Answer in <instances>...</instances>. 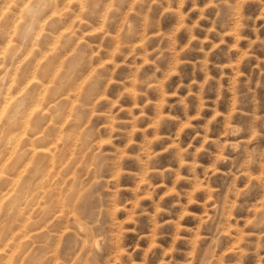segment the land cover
Returning <instances> with one entry per match:
<instances>
[{
  "label": "rangeland",
  "instance_id": "374dc122",
  "mask_svg": "<svg viewBox=\"0 0 264 264\" xmlns=\"http://www.w3.org/2000/svg\"><path fill=\"white\" fill-rule=\"evenodd\" d=\"M44 1L47 0H0V43L6 42L0 45V96L3 97L2 93L10 87L15 91L22 86L21 93L14 102L21 110L16 116L18 118L14 130L17 133L13 130L11 136L9 133L2 137L7 120L0 119V142L3 139L10 140L8 143L2 142L7 146L0 144V198H3L2 201L0 199V229H3L0 230V264H83L90 258L98 260L100 264H116L118 246L109 244L89 257L88 251L82 250V241L77 245L80 239L77 236L79 227L73 216L79 210L74 217L85 220L89 208L86 200L76 202L74 196L78 194V186L89 178L85 175L86 170L82 163L88 158L84 148L87 139L85 133H81L79 129L87 123L89 129L86 132L89 135L92 134L89 130L99 128V139L109 138L108 130L100 127L107 122V118L97 117L94 111H105L110 104L106 100L101 101L94 110L88 105L94 98L98 99V93L104 90L102 94L111 100H115L121 91H125L120 105L125 108L132 107L133 96L127 93V89L146 91V95L139 97V105L150 101L146 107L133 109L135 116H141L143 112L140 120L121 126L129 130H140L131 136L127 133L117 134L119 138L113 145H104V150L116 152L117 158H122L119 168L123 174L119 177V182L108 185L110 192L119 189L117 205L123 204L127 209H135L136 202L139 201V209L135 210H147V214L139 216L137 227L145 234L146 239L134 256L135 264H142L146 258L148 264H159L162 260L172 261L173 264H264V161L261 160L264 157V27H259L264 25V18L242 31H235L236 21L231 11L211 6L206 15L216 18L217 24L216 30L209 33L206 31L210 26L208 20H202V26L192 31L185 27L197 20L200 16L199 9L208 4L209 0H197L195 9L192 0H188L181 12H188L189 9L193 11L183 20L180 13L168 10L166 3L153 4L152 0H52L51 4H44ZM78 1L83 4L79 6ZM23 2L26 5L20 11ZM172 7H178V4L174 3ZM218 10L221 15L217 17ZM243 11L245 15L259 17L261 11H264V5L250 3ZM15 23L20 24L16 26ZM61 31L65 35H61ZM68 31L73 32L70 35ZM145 37L148 39L145 40ZM117 47L120 52L113 55ZM22 48L28 51L25 50L24 54ZM133 49L134 54L129 56L128 53ZM33 59L37 61L34 62ZM37 62L40 65L36 66ZM102 64L104 69L99 67ZM116 64L120 67L110 74ZM47 67L48 77L44 72L40 74ZM34 70L50 92H44L46 97L43 96L41 100V104L45 102L44 106H40L41 113L32 114L33 118H25L20 113L32 98H37L36 93L42 91L41 86L36 87L25 82L26 73ZM53 76H58V80ZM165 77L169 78L165 80ZM137 79H146L152 87L135 84ZM54 84L61 86L56 88ZM52 92L55 95L51 96ZM53 98L61 99L57 102ZM181 98H186V101ZM50 101L58 106L50 107ZM118 110L119 107L114 109ZM43 111L45 113L42 114ZM157 117L161 118L159 124L156 123ZM120 118L131 120L132 116L125 111L120 113ZM26 119L28 122L22 124ZM36 119L39 126L33 124ZM36 131L48 133V139L49 136L51 139L49 141L53 140L48 146L56 144L53 146L55 149L50 147L53 158L50 155V159L47 158L50 162L47 160L48 166L46 163V199L45 196L35 195L39 190L34 188L36 181L31 183L30 169L34 165V161L28 160L31 154L17 158L18 163L16 162V154L30 145L29 141ZM12 133L19 136V142H11ZM157 137L162 139H155ZM129 140L132 141L131 146L125 147ZM9 143L16 147L11 155L9 151L12 147ZM237 143L239 148L233 150L231 145ZM65 148L67 151L70 149V153ZM184 148L188 152L181 154V149ZM250 155L254 162L245 164ZM221 157H227V160L218 162ZM57 158L60 160L59 167ZM112 175L114 173H109V179ZM24 180L28 183L30 181L31 187ZM52 184L54 189L57 185L55 190L50 189ZM245 185H248L246 191L238 195V191ZM59 187H62L61 191ZM54 191H60L61 194ZM6 194L12 198L4 197ZM67 197H70L69 200ZM193 198L196 203L189 205L188 201ZM10 200L16 202H11V205ZM57 200H60V204H57ZM48 202L50 203L47 204ZM70 202L75 203L74 206L71 207ZM17 203L20 205L16 206ZM52 204L55 207L52 208ZM47 205L51 206L48 208ZM162 208L168 211L157 214ZM185 213L187 215L181 220V215ZM129 214L131 212L124 210L117 213V232L121 222L125 227L130 226L127 223ZM18 221H21L19 225ZM157 224L161 225L157 230L161 247L148 253L147 247L152 243L155 235L153 229ZM37 228L41 231L39 234ZM31 234L35 237H31ZM9 235L10 239L7 238ZM177 236L181 237L178 241ZM134 239L129 234L127 243ZM23 241L25 244L27 241L25 246ZM11 242L13 249L8 247ZM4 248H8L10 253ZM41 251L44 252L43 255ZM38 252L45 262L40 259V255L36 257Z\"/></svg>",
  "mask_w": 264,
  "mask_h": 264
},
{
  "label": "clouds",
  "instance_id": "9594fccd",
  "mask_svg": "<svg viewBox=\"0 0 264 264\" xmlns=\"http://www.w3.org/2000/svg\"><path fill=\"white\" fill-rule=\"evenodd\" d=\"M187 2L188 0H152L153 4L162 5L163 3H166L168 5V10L180 13L181 20L188 17L189 13L197 7V0H192L193 9H189L188 12H181V9ZM174 3L178 4V7L173 8L172 5ZM250 3L264 5V0H209L208 4H205L203 8L199 9L200 16L197 18V20L191 25H185V27H187L189 31H192L193 29L202 26L200 23L202 20H208L210 21V26L206 29V31L209 33L215 31L217 20L214 17L206 15V11L209 7L216 6L218 9L227 8L230 10L233 18L236 21V28L234 30L242 31L246 27L255 25L257 20L264 18V11H261L259 17L244 14L243 9ZM216 15L217 17L220 16L221 11L218 10ZM259 27H264V25H260ZM147 39L148 38L145 37V40ZM119 52L120 48L117 47L112 54L115 55ZM134 52L135 49H133L132 52H129L128 55L131 56L134 54ZM99 67L100 69H104L105 66L102 64ZM118 67H120V65L116 64V67L110 70V74L114 73ZM140 67L142 68L143 66L141 65ZM152 75L154 76L155 73ZM168 78L169 77H165V80ZM135 84H147L148 87H152L151 84L147 83L146 79H137ZM103 91L104 90H102L101 93H98V99L94 98L88 107L94 110L101 101H108L110 107L105 111H94V115L97 117L107 118V122L101 124L100 127L106 128L108 130L107 135L109 138L107 140L99 139V128L89 130L92 133L89 135L86 132V130L89 129V124L87 123L79 129L81 133H85L87 139V143L84 145V148L88 158L82 161V163L86 170L85 175L89 176V178L86 182L78 186V194L75 195V201L79 202L81 200H86L89 208V214L87 219L83 221L77 217L76 223L78 226H80L79 231L77 232V236L80 238L77 241V245L79 246L80 241H82L84 250H87L89 257H92L93 253H98L102 251L107 245L112 244L119 247V251L116 253V264H135L134 256L137 251L141 249V245L146 239L145 234L138 230L137 225L139 224V216L147 214V210H135L139 209V201L136 202L135 209H127L123 204L117 205L119 189H115L110 192L108 190V185L110 183L119 182V177L123 174L122 170L119 168L122 158L118 159L116 152L105 151L104 145H113L114 141L119 138L117 134L127 133L131 136L134 135L136 131H139L140 129L138 128L129 130L128 128L121 126L130 123H136L138 120H140L143 116V112L141 113V116H135L133 114V109L135 107H146L147 103H150V101H147L144 105H139L138 99L141 95H146V91H133V89H127V93L133 96L134 103L132 107L125 108L120 105V101L126 94L125 91H121L115 100H111V98L107 97V95L102 94ZM181 100L186 101V98H181ZM117 107H119V110L114 111V109ZM185 107H187L186 103ZM125 111L128 112L130 116H132L131 120H123L120 118V113ZM197 115L199 116L200 113H197ZM160 119V117H157V124H159ZM181 131H183V128ZM155 139H162V137H157ZM193 139H195V137H193ZM131 144L132 141L129 140V143L125 145V147H130ZM189 147H191V145H189ZM231 147L233 150H236L239 148V144H232ZM202 149L203 145L201 146V150ZM187 152V148L181 149V154H186ZM153 155L157 154L153 153ZM226 160L227 157H221L220 161L218 162ZM261 160L264 161V157H261ZM253 162V158L250 155L245 161V164H252ZM109 173H114V175L111 176V179H109ZM247 187L248 185H245L244 188L240 189L237 194H243ZM154 191L155 188H153V192ZM193 203H196L194 198L188 201L189 205ZM122 210L131 212V214L127 215V223L130 226L125 227L124 223L121 222L119 224L120 230L117 232L116 217L117 213ZM163 211L168 210L163 208L159 209L157 214ZM184 215H187V213L181 215V220H183ZM159 227H161V225L157 224L156 228L153 229L155 235L152 238V243H150L147 247L148 253H151L157 247H161L159 243L160 234L157 231ZM129 234H132L135 237L131 243H127ZM179 239H181V237L177 236L176 240L178 241ZM262 247H264V245H262ZM172 250H175L174 245ZM84 264H100V262L94 258H90L89 260L85 261ZM142 264H148L147 258L142 262ZM159 264H173V262L162 260L159 262Z\"/></svg>",
  "mask_w": 264,
  "mask_h": 264
},
{
  "label": "bare ground",
  "instance_id": "6f19581e",
  "mask_svg": "<svg viewBox=\"0 0 264 264\" xmlns=\"http://www.w3.org/2000/svg\"><path fill=\"white\" fill-rule=\"evenodd\" d=\"M51 1L52 0H47V1H44L43 3L44 4H51ZM57 1V0H56ZM59 1V0H58ZM61 1V0H60ZM64 1V0H63ZM70 1V0H69ZM68 1V2H69ZM75 1H77V0H73V2H75ZM65 2V1H64ZM67 2V3H68ZM72 2V3H73ZM40 3H42V2H40ZM55 3V2H54ZM59 3V2H58ZM71 3V4H72ZM78 3L80 4L81 2L80 1H78ZM78 3L76 4L77 6H78ZM87 3V2H86ZM9 4H10V2H9ZM57 4V3H56ZM61 3H59V5H60ZM69 4V3H68ZM74 5H75V3H73ZM82 4H83V2H82ZM82 4H80L79 6H81ZM26 5V3L25 2H23L22 4H21V8H20V11H22L23 10V7ZM58 5V4H57ZM48 6H50L51 7V5H48ZM56 6V5H55ZM54 6V7H55ZM7 7V6H6ZM5 7V8H6ZM37 7V6H36ZM52 7H53V5H52ZM56 7H58V6H56ZM55 7V8H56ZM83 7V6H82ZM74 8V7H73ZM7 9H8V7H7ZM7 9H5V10H7ZM16 9H18V8H16ZM45 9V8H44ZM53 10H54V8H52ZM46 11V10H45ZM48 12V11H47ZM57 12V11H56ZM21 13V12H20ZM50 13V12H49ZM48 13V14H49ZM50 14H52V13H50ZM21 15V14H20ZM55 15V14H54ZM44 16H46V15H44ZM53 16V15H52ZM56 16V15H55ZM68 17H69V15H67ZM21 17L23 18V16L21 15ZM43 17V16H42ZM48 17H49V15H48ZM47 17V18H48ZM54 17V16H53ZM56 18H58L57 16H56ZM71 18V17H70ZM69 18V19H70ZM39 20L41 19L40 17L38 18ZM50 19V18H49ZM55 19V18H54ZM19 20V19H18ZM17 20V21H18ZM37 20V19H36ZM16 21V22H17ZM25 21V20H24ZM43 21H45L46 22V19H44ZM66 21V20H65ZM19 22V21H18ZM38 23H39V21H37ZM48 22V21H47ZM34 23H36V21H34ZM44 22H42V24H43ZM51 23V22H50ZM71 23V22H70ZM12 24V23H11ZM16 24V23H15ZM20 24V23H19ZM19 24L17 25L16 24V26H19ZM40 24V23H39ZM13 25V24H12ZM33 25H35V24H33ZM41 25V24H40ZM39 25V26H40ZM63 25V24H62ZM15 26V27H16ZM39 26H37V27H39ZM44 26H46L45 24H44ZM61 26V25H60ZM91 26V25H90ZM28 27V26H27ZM32 27V26H31ZM82 27V26H81ZM42 28H44V27H42ZM6 30H7V28H5ZM15 29V28H14ZM28 29V28H27ZM30 29V28H29ZM57 29V28H56ZM58 29H60V27L58 28ZM64 29V28H63ZM68 29V28H67ZM85 29V28H84ZM87 29V28H86ZM8 30H10V29H8ZM25 30V29H24ZM43 30V29H42ZM11 31H13V29L11 30ZM10 31V32H11ZM16 31V30H15ZM40 31V30H39ZM38 31V32H39ZM44 31H45V28H44ZM55 31V30H54ZM59 31V30H58ZM58 31H55V32H58ZM37 32V31H36ZM37 32V33H38ZM52 32V31H51ZM69 32V31H68ZM73 31H71V32H69V34L71 35V33H72ZM5 33V32H4ZM7 34H8V32H6ZM21 33H22V31H21ZM36 33V34H37ZM41 33V32H40ZM61 35H65L64 33V31H61V32H59ZM13 34V33H12ZM25 34V33H24ZM47 34V33H46ZM66 34H67V32H66ZM22 34H20V36H21ZM38 35H40V34H38ZM53 35V34H52ZM56 35H58V34H56ZM74 35V34H73ZM9 36V35H8ZM12 36V35H11ZM5 37H7L6 36V34H5ZM35 37V36H34ZM51 37V36H50ZM57 37V36H56ZM63 37V36H62ZM61 37V38H62ZM8 38V37H7ZM37 38V37H36ZM52 38H54V37H52ZM59 38V37H58ZM66 38V37H65ZM72 38H73V36H72ZM46 39H48L47 37H46ZM69 39H70V37H69ZM8 40V39H7ZM9 40H10V38H9ZM32 40V39H31ZM30 40V41H31ZM59 40V39H58ZM37 41V40H36ZM49 41H50V38H49ZM62 41V40H61ZM5 42V41H4ZM4 42H2V43H0V45L2 44L3 45V43ZM8 42V41H7ZM51 42V41H50ZM55 42V41H54ZM6 43V42H5ZM9 43V42H8ZM30 44H31V42H29ZM35 43V42H34ZM56 44V43H55ZM1 45V46H2ZM8 45V44H7ZM6 45V46H7ZM20 45H22V43L20 44ZM53 45V44H52ZM1 46H0V53H1ZM5 46V47H6ZM51 46V45H50ZM34 47V46H33ZM7 48V47H6ZM27 48V47H26ZM32 48V47H31ZM9 49V48H8ZM23 49V48H22ZM21 49V50H22ZM3 50V49H2ZM26 50V49H25ZM24 49H23V53L25 54V51ZM28 50H29V47H28ZM28 50H26V52L28 51ZM17 51H18V48H17ZM32 51V49H30V52ZM41 51H42V49H41ZM40 51V52H41ZM43 51H44V49H43ZM5 52H7V49H5ZM3 53V52H2ZM41 53H43V52H41ZM4 54V53H3ZM44 54H46V53H44ZM20 56H22L21 54H20ZM43 56V55H42ZM41 56V57H42ZM19 57V56H18ZM24 57V56H23ZM23 57H21V59L23 58ZM25 57H26V55H25ZM24 57V58H25ZM44 57V56H43ZM23 58V59H24ZM37 58H39V57H37ZM19 59V58H18ZM41 59V58H40ZM34 60V59H33ZM39 60V59H38ZM35 61H37V59L36 60H34V62ZM59 60L57 59V62H58ZM21 62V61H20ZM43 64V63H42ZM45 64V63H44ZM43 64V65H44ZM38 65H40L38 62H37V64H36V66H38ZM54 65V64H53ZM42 66V65H41ZM40 66V67H41ZM45 66V65H44ZM51 66H52V64H51ZM50 66V67H51ZM34 67H35V63H34ZM58 67H59V65H58ZM26 68H28V67H26ZM26 68H24V69H26ZM31 68V67H30ZM30 68L29 69H27V70H30ZM13 69V68H12ZM35 69V68H34ZM46 69V70H45ZM53 69V68H52ZM27 70L25 71V72H27ZM37 70V69H36ZM48 70V67L47 68H43L42 69V71H40V74L42 73V72H44L45 73V75L47 76V73H46V71ZM49 70H51V68H49ZM57 70V69H56ZM59 70H61V69H59ZM12 71V70H11ZM10 71V72H11ZM53 71V70H52ZM14 72H15V70H14ZM30 72V71H29ZM49 73V72H48ZM54 73H56V72H54ZM61 73H62V70H61ZM39 74V73H38ZM64 74V73H63ZM44 75V74H43ZM50 75V74H49ZM52 75H54V74H52ZM58 75H60V72L58 71ZM24 76H25V74H24ZM42 76V75H41ZM41 76H39V77H41ZM45 76V77H46ZM26 79H27V81H25V82H28V83H32V84H34V86H36L37 87V85H39V86H41L42 87V89L40 88V90H42L40 93H36L37 95V98L36 99H34V98H32V100H31V102L30 103H28L27 105H26V107L24 108V111H22V113H20V114H23L22 116L23 117H25V118H30V116H31V118H33L32 117V114H40L41 113V105L43 104V103H45V102H42V104H41V100H42V97L44 96V92H45V90H48L47 89V86L46 85H44L43 84V82L40 80V79H38V76H37V74H36V72H35V70L34 71H31L30 73H26ZM44 77V78H45ZM48 77V76H47ZM50 77H52V76H50ZM60 77V76H59ZM43 77H41V79H42ZM53 78L55 79L56 77L55 76H53ZM57 78H58V76H57ZM56 78V80H58ZM15 79V78H14ZM24 79V78H23ZM66 79V78H65ZM16 80V79H15ZM15 80H14V82H15ZM25 80V79H24ZM43 80V79H42ZM4 81V80H3ZM44 81V80H43ZM52 80H50V82H51ZM67 81V80H66ZM65 81V82H66ZM55 82V81H54ZM57 82V81H56ZM10 83V82H9ZM49 83V82H48ZM48 83H47V85H48ZM58 83H60L59 81H58ZM56 84V83H55ZM55 84H54V86H55ZM78 84H79V82H78ZM14 85H15V83H14ZM61 85H62V83H61ZM60 85V86H61ZM71 85V84H70ZM11 86V85H10ZM57 86H59V84H57L55 87L57 88ZM59 86V87H60ZM24 87H25V85H24ZM52 87H53V84H52ZM52 87H50V88H52ZM58 87V88H59ZM15 88H16V86H15ZM92 88V87H91ZM5 89H6V87H5ZM10 89H11V87H10ZM10 89H7L6 91H4L5 93H2V94H4L3 95V97H1V102H0V119H4L5 121L7 120L8 121V123H7V121L5 122L7 125H6V127H3V129H4V136L2 135V137H5L7 134H9L10 133V135L9 136H11V132L14 130V128H15V124H16V122H17V118L18 117H16L17 116V114L19 113V112H21V110H20V107L19 106H17L18 104L17 103H15L14 104V102L18 99V95H20V93H21V90H22V86H20V87H18V88H16V90L15 91H13V88L10 90ZM39 89V88H38ZM90 89V88H89ZM33 90H34V87H33ZM57 90H59V89H57ZM38 91V90H37ZM49 91V90H48ZM55 89H54V93H55ZM1 92H3V90L1 91ZM35 92V91H34ZM50 92V91H49ZM53 92H52V95L51 96H53V94H54ZM1 94V93H0ZM45 94H47V91L45 92ZM56 94H58V93H56ZM55 95V94H54ZM93 96V95H92ZM94 96H95V94H94ZM46 96H44L43 98H45ZM67 97H68V95H67ZM67 97H65V99H67ZM63 98H64V96H63ZM53 99H56V98H53ZM59 99V98H58ZM58 99H56L57 100V102H58ZM61 99V98H60ZM59 99V100H60ZM65 99H63V100H65ZM68 100V99H67ZM43 101H44V99H43ZM66 101V100H65ZM64 101V102H65ZM18 102H20V101H18ZM21 102H24V101H21ZM61 102V101H60ZM52 104V105H51ZM59 104V103H58ZM62 104V103H61ZM19 105H21V103H19ZM43 106H44V104H43ZM42 106V107H43ZM47 106H48V103H47V105H46V109H47ZM56 107V106H58L57 105V103H54V105H53V103L50 101V107ZM60 107H62V105L60 106ZM55 109H57V108H55ZM59 109V108H58ZM60 110V109H59ZM58 110V111H59ZM46 111H48V110H46ZM58 111H55V112H58ZM6 113V114H5ZM43 113H45V111H43L42 112V114ZM46 113H48V112H46ZM71 113V112H70ZM34 114V115H35ZM56 115V114H55ZM21 116V117H22ZM46 117V116H45ZM48 117V116H47ZM36 118H40V117H36ZM58 118V117H57ZM38 119H36V120H34L33 121V124H35V125H38L39 124V121H38ZM19 120V119H18ZM33 120V119H32ZM40 120V119H39ZM20 122H21V119L19 120ZM26 122H28V120L26 119V120H24V121H22V124H24V123H26ZM43 124V123H42ZM19 125V124H18ZM40 125H41V123H40ZM5 126V125H4ZM39 126V125H38ZM77 126V125H76ZM19 127V126H18ZM49 127V126H48ZM48 127H47V130H48ZM50 128V127H49ZM41 129V128H40ZM16 130V129H15ZM14 130V131H15ZM20 130H21V128H20ZM17 131V130H16ZM14 132V133H17V132ZM49 131V130H48ZM87 131V130H86ZM30 132V131H29ZM14 133H12L13 135H12V137H10V139L12 138V140H11V142H14V144L16 143L15 141L16 140H18V142H19V139H17L19 136H17V134H14ZM20 133H21V131H20ZM51 133V132H50ZM49 133V134H50ZM3 134V133H2ZM18 134H19V131H18ZM28 134H30V133H28ZM47 134L48 133H46L45 131H42V132H35V133H33V135H32V138H31V140L29 141V146H27V148L25 149V150H23V151H21V150H19V151H21V152H19L18 150V153L16 154V162H17V158H19V157H21V156H25V155H27V154H31V156L28 158V160H29V162L30 161H34V165L32 166V169H30V171L32 170V175H31V183H33L34 181H36L35 183V186H34V188H37L38 190H39V192L37 193V194H35L36 196H40V197H42V196H45L48 192L46 191V189H44L45 188V181H46V177H45V175H48V172L46 171V168H47V166H48V162H49V159H50V155L52 156V158H53V155L51 154V148L50 147H52L53 149H55L53 146L55 145L56 146V144H54L53 146H48V143L50 142L49 140H51L50 139V136H49V139H48V136H47ZM52 135V134H51ZM69 135H71V134H69ZM17 136V137H16ZM59 136V135H58ZM62 136V135H61ZM0 138H1V136H0ZM66 138V137H65ZM6 139V138H5ZM30 138H28V140H29ZM64 140H66V139H64ZM3 141L5 142H7L8 143V141H10V140H4L3 139ZM2 141V142H3ZM53 141V140H52ZM52 141L50 142V143H52ZM70 141V140H69ZM2 142H0V144H2V146L4 145H6L7 146V144H3ZM10 142V143H11ZM27 142V141H26ZM36 142V143H35ZM9 143V144H10ZM69 142H67V144H68ZM13 144V145H14ZM72 144H73V142H72ZM26 145H28V144H26ZM50 145V144H49ZM68 145H70V144H68ZM74 145H75V143H74ZM73 145V146H74ZM10 146L12 147L11 148V150L9 151V154L11 155L12 154V151L13 150H15V148L10 144ZM58 146V145H57ZM72 146V145H71ZM26 147V146H25ZM66 148H68V147H66ZM66 148H65V150H66ZM6 149V148H5ZM8 149H10V147L8 148ZM0 150H1V148H0ZM63 150V149H62ZM75 150V149H74ZM54 151V150H53ZM66 152H68V153H70V149H69V151H67L66 150ZM65 152V153H66ZM2 154H4V153H2ZM55 155V154H54ZM59 155V154H58ZM33 156V157H32ZM49 157V159H47ZM59 157H60V155H59ZM58 157V158H59ZM23 158V157H22ZM26 158V157H25ZM24 158V159H25ZM57 158V159H58ZM55 159V158H54ZM57 159H56V163H57ZM60 159V158H59ZM58 159V160H59ZM5 160V158L3 159V161ZM47 160H48V162H47ZM1 162H2V160H1ZM62 162V161H61ZM13 163V162H12ZM18 163V162H17ZM46 163H47V166H46ZM50 163V162H49ZM59 163H60V160H59V162H58V167H59ZM65 163V162H64ZM72 163V162H71ZM1 164H3V162L1 163ZM21 164V163H20ZM15 165V164H14ZM55 165H57V164H55ZM63 165V164H62ZM70 165V164H69ZM9 166V165H8ZM49 166H51L52 167V165H49ZM3 167H4V165H3ZM5 168V167H4ZM9 168V167H8ZM53 168V167H52ZM61 169H62V167H60ZM69 168V167H68ZM3 169V168H2ZM50 169V168H49ZM54 169V168H53ZM75 169H76V167H75ZM59 170V169H58ZM69 170H70V168H69ZM1 171V170H0ZM66 171V170H65ZM81 171V170H80ZM57 172V171H56ZM83 172V171H82ZM7 173H9V172H7ZM18 173H20V171L18 172ZM60 173V172H59ZM1 174V173H0ZM4 175H5V173H3ZM17 174V173H16ZM49 174H50V172H49ZM56 174V173H55ZM3 175V176H4ZM9 175V174H8ZM19 175V174H18ZM10 176V175H9ZM53 177H54V175H52ZM1 177V176H0ZM6 177V176H5ZM5 177H3V178H5ZM2 178V179H3ZM8 179H10V177H7ZM13 177L11 176V179H12ZM1 179V178H0ZM14 179V178H13ZM12 179V180H13ZM49 179V178H48ZM52 179V178H51ZM60 179H62V178H60ZM34 180V181H33ZM77 180H78V178H77ZM5 181H6V178H5ZM25 181V180H24ZM23 181V182H24ZM57 181H58V179H57ZM61 182H62V180H60ZM59 181V182H60ZM0 182H1V180H0ZM3 183H5L4 181H2ZM26 182V181H25ZM25 182L23 183V184H25ZM53 182H55V179H54V181ZM59 182H57V183H59ZM28 185H29V187H31L30 186V181H29V183L28 182H26ZM22 184V183H21ZM22 184V185H23ZM60 184V183H59ZM32 186H33V184H31ZM67 185V184H66ZM77 185V184H76ZM54 185L52 184V187H50V189H53V190H55L56 189V186H55V189H54V187H53ZM1 187V186H0ZM23 188V187H22ZM26 188V187H25ZM33 188V187H32ZM62 189V187H59V190L61 191V189ZM29 189V188H28ZM1 191H2V188L0 189ZM8 190V189H7ZM10 190V189H9ZM12 190V189H11ZM0 191V192H1ZM15 191H17V190H15ZM49 191H51V190H49ZM59 191V192H60ZM72 191V190H71ZM18 192V191H17ZM20 193L22 192V189H21V191H19ZM55 192V191H54ZM58 192V193H59ZM5 193V192H4ZM10 193V192H9ZM19 193V194H20ZM52 193V192H51ZM56 193V192H55ZM58 193H56V194H58ZM76 193V192H75ZM2 194V193H1ZM0 194V197L2 196ZM15 194H17V193H15ZM60 194H61V192H60ZM22 195V193L19 195V198H20V196ZM53 195H55V194H53ZM76 195V194H75ZM13 196V195H12ZM25 196V195H24ZM48 196V195H47ZM62 196V195H61ZM68 196V195H67ZM4 197H6V198H8V197H10V195H8V194H6V195H4ZM26 197V196H25ZM52 197V196H51ZM56 197V196H55ZM60 197V196H59ZM75 197V196H74ZM10 198H12V197H10ZM19 198L17 197V200H19ZM32 198V197H31ZM47 197L45 196V199H46ZM68 198V200H69V198L70 197H67ZM66 198V199H67ZM1 199V198H0ZM3 199V198H2ZM2 199H1V201H2ZM16 199V198H15ZM33 199V198H32ZM38 199H39V197H38ZM9 200V199H8ZM20 200H21V198H20ZM26 200V199H25ZM36 200H37V198H36ZM50 200H52V199H50ZM62 200V199H61ZM72 200H74L73 198H72ZM14 201V200H13ZM12 200H10V204L12 205V203L11 202H13ZM24 201V200H23ZM47 201H49L48 199H47ZM57 201H59V203L57 202V204H60V200H57ZM71 201V200H70ZM16 201H14V203H15ZM26 202V201H25ZM33 202V201H32ZM35 202V201H34ZM52 202V201H51ZM63 202V201H62ZM22 203V202H21ZM27 203H28V200H27ZM46 203V202H45ZM50 202H48L47 204H49ZM56 203V202H55ZM6 204V203H5ZM32 205H33V203H31ZM35 204H36V202H35ZM34 204V205H35ZM40 204V203H39ZM42 204V203H41ZM54 204V203H53ZM53 204H52V208L53 207H55V206H53ZM66 204V203H65ZM69 204V203H68ZM70 206L72 207V206H74L73 204H75V203H72V202H70ZM77 204V203H76ZM20 205V204H19ZM18 205V203H17V205L16 206H19ZM63 205H64V203H63ZM62 205V206H63ZM14 206V205H13ZM12 206V207H13ZM25 206H27V205H25ZM42 206H43V204H42ZM48 206V208H49V206H51V205H47ZM85 206V205H84ZM87 206V205H86ZM15 207V206H14ZM57 207V206H56ZM58 207H60V206H58ZM70 207V208H71ZM32 208H33V206H32ZM69 208V209H70ZM83 208H85V207H83ZM2 209H4V207L2 208ZM6 209V208H5ZM51 209V208H50ZM72 209V208H71ZM20 210H22V209H20ZM35 210V209H34ZM39 210V209H38ZM45 210V209H44ZM52 210V209H51ZM72 210H74V209H72ZM77 210V209H76ZM14 211V210H13ZM47 211V210H46ZM55 211V210H54ZM62 211H64V210H62ZM62 211L60 212V213H62ZM71 211V210H70ZM79 211V210H78ZM78 211L76 212V213H78ZM28 212H29V209H28ZM45 212V211H44ZM49 212V211H48ZM59 212V211H58ZM68 212V211H67ZM17 213V212H16ZM15 213V214H16ZM64 213H66V210H65V212ZM76 213H75V215H76ZM45 214H46V212H45ZM53 215H54V213H52ZM74 214V213H73ZM72 214V215H73ZM10 215H12V214H10ZM9 215V216H10ZM18 215V214H17ZM28 215V214H27ZM34 215H35V213H34ZM55 215L57 216V213L55 212ZM70 215V214H69ZM74 215V216H75ZM15 216V215H14ZM20 216V215H19ZM30 216V215H29ZM41 216V215H40ZM45 216H47V215H45ZM73 216V219H75V221L77 220V218L76 217H74ZM25 217V216H24ZM50 217V216H49ZM52 217V216H51ZM60 217H61V215H60ZM59 217V218H60ZM32 218H34V216L32 217ZM41 218V217H40ZM28 219V218H27ZM35 219V218H34ZM45 219V218H44ZM54 219V218H53ZM57 219L58 218H56V221H57ZM72 219V218H71ZM49 220V219H48ZM82 220V219H81ZM25 221V219L23 220V222ZM27 221V220H26ZM38 221V220H37ZM47 221V220H46ZM52 221H54V220H52ZM74 221V222H75ZM83 221V220H82ZM15 222V221H14ZM21 222V221H20ZM19 221H18V225H19V223H20ZM22 222V223H23ZM39 222V221H38ZM55 222V221H54ZM72 222H73V220H72ZM37 223V222H36ZM77 224V223H76ZM23 225H25V224H23ZM39 224L37 223V226H38ZM44 225H46V224H44ZM48 225V224H47ZM52 225V224H51ZM41 226V225H40ZM43 226V225H42ZM50 226V225H49ZM20 227V226H19ZM18 227V228H19ZM33 227H34V224H33ZM52 227V226H51ZM78 227H80V226H78ZM24 228H26V226L24 227ZM35 228H36V226H35ZM35 228H34V230H35ZM39 228V227H38ZM38 228H37V234H39L41 231H40V229L38 230ZM41 228V227H40ZM17 229V228H16ZM20 229V228H19ZM28 229V228H27ZM26 229V230H27ZM43 229V228H42ZM0 230H3V229H0ZM22 230V229H21ZM30 230V229H29ZM31 231H33V229H31ZM40 231V232H39ZM43 231V230H42ZM66 231V230H65ZM20 232V231H19ZM24 231H22V234L24 235V233H23ZM26 232V231H25ZM39 232V233H38ZM4 233H5V231H4ZM29 233V232H28ZM34 232H32V234H33ZM21 234V233H20ZM30 235L31 237L32 236H34V235ZM66 234H68V232L66 233ZM12 236V235H11ZM14 236V235H13ZM20 236V235H19ZM27 236V235H26ZM45 236V235H44ZM35 237V236H34ZM52 237V236H51ZM7 238H11L10 237V235H9V237H7ZM18 238V237H17ZM17 238H15L16 240H17ZM19 239V238H18ZM12 240H13V238H12ZM71 240V239H70ZM5 241V243H6V240H4ZM74 241V240H73ZM1 242V241H0ZM13 243L15 242V241H12ZM12 242L10 243L11 245H9L8 247H10L11 246V248H12ZM20 242H21V240H20ZM58 242V241H57ZM71 243H72V241H70ZM81 242V241H80ZM23 243H24V246L27 244V241H26V244H25V242L23 241ZM70 243V244H71ZM1 244H2V242H1ZM15 244V243H14ZM17 244V246H20V245H18V243H16ZM8 245V244H7ZM40 245H42L43 246V244H40ZM46 245V244H45ZM83 245V244H82ZM15 246V245H14ZM13 246V247H14ZM61 246H62V244H61ZM67 246V245H66ZM5 247V246H4ZM36 247V246H35ZM39 247H41V246H39ZM45 247V246H44ZM47 247V246H46ZM56 247V246H55ZM10 248V249H11ZM32 248V247H31ZM68 248V247H67ZM4 249H7L8 250V248H4ZM13 249V248H12ZM37 249V248H36ZM40 249V248H39ZM42 249H43V247H42ZM54 249V248H53ZM84 248L82 247V250H83ZM7 250H5L7 253L9 252V250L7 251ZM60 250V249H59ZM68 250V249H67ZM70 250V249H69ZM11 251V250H10ZM33 251H34V248H33ZM84 251V250H83ZM86 251V250H85ZM31 252V251H30ZM40 252V251H39ZM39 252H38V254H36V257H37V255H40L41 256V258H40V256H38L40 259H42V255H43V253H42V251H41V254H39ZM10 253V252H9ZM79 253V252H78ZM14 254V253H13ZM31 254V253H30ZM34 253H32V255H33ZM77 254V253H76ZM76 254H75V257H76ZM80 254H81V252H80ZM79 254V255H80ZM89 254V253H88ZM87 254V255H88ZM9 255V254H8ZM8 255H6L7 256V258H8ZM32 255H31V257H32ZM3 255H1V257H2ZM5 256V257H6ZM20 256V255H19ZM23 256V255H22ZM72 256V255H71ZM34 257V256H33ZM35 257V258H36ZM85 257H86V255H85ZM6 258V259H7ZM20 258H22V257H20ZM23 258H24V256H23ZM27 258V257H26ZM25 258V259H26ZM30 258V257H29ZM29 258L27 259V262L29 261ZM34 258V259H35ZM44 258H45V255H44ZM58 258V257H57ZM87 258V257H86ZM11 259H12V257H11ZM34 259H32V260H34ZM46 259V258H45ZM65 259V258H64ZM1 260V259H0ZM23 260V259H22ZM42 260H44V259H42ZM82 257H81V259H80V262L82 263ZM86 259H84V261H85ZM35 261H36V259H35ZM40 261V260H39ZM83 261V262H84ZM25 262H26V260H25ZM24 262V263H25ZM30 262V261H29ZM28 262V263H29ZM34 262V261H33ZM38 262V261H37ZM36 262V263H37ZM42 262V261H41ZM44 262H45V260H44ZM72 262V261H71ZM75 262H76V260H75ZM5 263V262H4ZM9 263V262H8ZM7 263V264H8ZM21 263V262H20ZM10 264H13V263H10ZM45 264V263H44ZM74 264H76V263H74ZM84 264V263H83Z\"/></svg>",
  "mask_w": 264,
  "mask_h": 264
}]
</instances>
